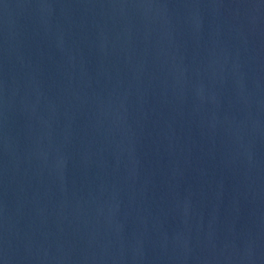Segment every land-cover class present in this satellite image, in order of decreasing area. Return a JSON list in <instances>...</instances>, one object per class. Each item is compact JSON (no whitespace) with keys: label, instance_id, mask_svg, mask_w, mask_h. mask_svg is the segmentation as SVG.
Segmentation results:
<instances>
[{"label":"water","instance_id":"95a60500","mask_svg":"<svg viewBox=\"0 0 264 264\" xmlns=\"http://www.w3.org/2000/svg\"><path fill=\"white\" fill-rule=\"evenodd\" d=\"M0 264H264V0H0Z\"/></svg>","mask_w":264,"mask_h":264}]
</instances>
